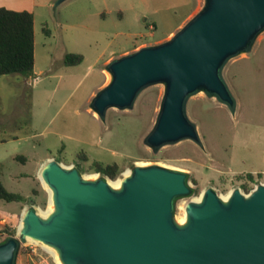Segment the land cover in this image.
Masks as SVG:
<instances>
[{"label": "rangeland", "instance_id": "obj_1", "mask_svg": "<svg viewBox=\"0 0 264 264\" xmlns=\"http://www.w3.org/2000/svg\"><path fill=\"white\" fill-rule=\"evenodd\" d=\"M5 1L35 10L40 79L29 86L21 75L0 78V181L24 197L0 200L1 210L16 214L8 224L15 229L13 236L21 239L19 226L26 208L49 207L50 192L38 168L51 158L78 167L83 176L98 174L108 180L124 177L139 161L188 173L193 193L175 202L178 224L182 207L208 188L219 195L235 189L250 194L264 183V30L250 50L231 57L223 67L236 109L201 90L188 99L186 110L203 144L183 139L154 149L146 139L156 125L166 84L149 85L132 107H110L105 117L95 118L90 108L101 90V69L108 58L117 59L137 44L169 40L204 9L207 0H199L188 18L194 8L191 0H0V4H8ZM69 53L82 55L83 61L67 64ZM96 161L117 163V178L96 171ZM248 173L255 178L250 180ZM7 237L0 229V242ZM16 264L58 262L46 243L21 239Z\"/></svg>", "mask_w": 264, "mask_h": 264}, {"label": "water", "instance_id": "obj_2", "mask_svg": "<svg viewBox=\"0 0 264 264\" xmlns=\"http://www.w3.org/2000/svg\"><path fill=\"white\" fill-rule=\"evenodd\" d=\"M263 30L264 0H207L169 40L111 61V79L91 108L105 117L110 107H132L143 89L163 82L166 93L147 143L154 149L183 139L202 145L188 99L205 90L235 110L223 67L250 50ZM42 172L56 210L44 217L35 206L26 208L19 234L55 246L65 264H264V183L250 194L235 189L228 201L208 188L202 201L188 203V222L178 224L175 202L193 193L184 171L137 165L120 189L54 158ZM21 239L0 242V264H16Z\"/></svg>", "mask_w": 264, "mask_h": 264}, {"label": "trees", "instance_id": "obj_3", "mask_svg": "<svg viewBox=\"0 0 264 264\" xmlns=\"http://www.w3.org/2000/svg\"><path fill=\"white\" fill-rule=\"evenodd\" d=\"M83 61V56L69 53L65 62L69 65H77ZM35 67V17L28 10H15L0 7V75L17 74L30 77ZM96 171L113 179L119 174L117 163L103 164L94 162ZM261 175V174H260ZM250 180L255 174L248 173ZM0 199L11 201H23L21 194L10 192L0 181ZM7 236L15 235V229L6 225L2 229Z\"/></svg>", "mask_w": 264, "mask_h": 264}, {"label": "bare ground", "instance_id": "obj_4", "mask_svg": "<svg viewBox=\"0 0 264 264\" xmlns=\"http://www.w3.org/2000/svg\"><path fill=\"white\" fill-rule=\"evenodd\" d=\"M108 75H109V80H110L111 79L110 73H108ZM95 114L98 115L97 112H95ZM137 164L139 166H146L147 165L146 162H144V161H139ZM66 167L67 168H71L72 166H66ZM132 173H133V170L128 169L124 173V177L118 178L116 180H109V184L114 189H120L123 186V184H124L125 178L130 177L132 175ZM85 177L86 178H92V179H98L99 175L98 174H94V175L92 174L90 176H85ZM40 178H41V180L43 181V183L45 184V186L47 187V189L50 192V202H49L48 209L45 210V211L39 210V213L42 216H44V217H48L52 213H54L55 210H56L55 192H54V189L46 181V178L43 175L42 169L40 170ZM233 193H234V190L230 191L227 195H221L222 200L223 201H228L231 198V196L233 195ZM203 197H204V192H202V194L199 197H197L194 201L200 202V201H202ZM187 205L182 207L183 215L180 218V223L181 224H186L188 222V220H189V214H188V210H187ZM24 226H25V222H24V219H22L21 223H20V226H19V231L20 232L23 230ZM28 240H33V239L28 238ZM33 241H36V240H33ZM47 247L55 255L56 261L58 262V264H65V262L63 261V259L61 257V253H60L58 248H56L55 246L50 245V244H47Z\"/></svg>", "mask_w": 264, "mask_h": 264}, {"label": "crops", "instance_id": "obj_5", "mask_svg": "<svg viewBox=\"0 0 264 264\" xmlns=\"http://www.w3.org/2000/svg\"><path fill=\"white\" fill-rule=\"evenodd\" d=\"M192 2H194V8L192 9V11L189 13V15L187 16V18L197 9V5H199V0H198V3L196 4V0H191ZM5 3H8V4H0V7H7V8H10V9H15V10H28V11H31V12H33V14H34V17H35V10H34V8H32V6H28V8L26 7H13V6H11V5H9V4H11V2L10 1H5ZM186 18V19H187ZM36 22V21H35ZM172 32H174V31H172ZM172 32H170V33H172ZM35 35H36V24H35ZM142 44H137V45H135V47L133 48V49H131V50H126L122 55H126V54H129V53H131V52H134V51H136V50H138V49H140L141 47H144V46H141ZM149 45H153V44H149ZM139 46H141L140 48H138ZM145 46H148V45H145ZM115 58L113 57V56H111L110 58H108L106 61H105V66L101 69V71H102V74H103V81H102V83H101V85H100V89H102L103 87H105L106 85H107V81L109 82V75H108V70H107V65L111 62V61H113ZM39 74L37 73V70H36V42H35V67H34V73H33V75H31L30 77H26V76H23V77H26V83L30 86V85H33V86H35V84H36V82L38 83V82H40V79H39V76H38ZM2 76H4V75H2ZM1 75H0V78L2 77ZM23 77H19L20 78V81L22 82V78ZM22 79V80H21ZM106 83V84H105ZM97 93H95V95H96ZM90 110H91V113L93 114V116L95 117V118H99V116L98 115H96L95 114V112L92 110V108H90ZM24 160H27V158H24ZM39 167H40V165H39ZM41 170V168H38V171H40ZM0 200H3V199H0ZM22 215H23V213H22ZM16 214H10V213H8V212H6V211H3V210H1L0 209V229H3L6 225H8V224H11V222H14L16 219ZM21 220H22V216H21ZM21 223V222H20Z\"/></svg>", "mask_w": 264, "mask_h": 264}]
</instances>
